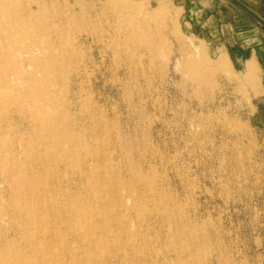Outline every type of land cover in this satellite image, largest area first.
<instances>
[{
    "label": "rangeland",
    "instance_id": "1",
    "mask_svg": "<svg viewBox=\"0 0 264 264\" xmlns=\"http://www.w3.org/2000/svg\"><path fill=\"white\" fill-rule=\"evenodd\" d=\"M195 43L170 0H0V264H264L262 80Z\"/></svg>",
    "mask_w": 264,
    "mask_h": 264
},
{
    "label": "crops",
    "instance_id": "2",
    "mask_svg": "<svg viewBox=\"0 0 264 264\" xmlns=\"http://www.w3.org/2000/svg\"><path fill=\"white\" fill-rule=\"evenodd\" d=\"M170 1L196 46L242 74L255 68L264 95V0Z\"/></svg>",
    "mask_w": 264,
    "mask_h": 264
},
{
    "label": "bare ground",
    "instance_id": "3",
    "mask_svg": "<svg viewBox=\"0 0 264 264\" xmlns=\"http://www.w3.org/2000/svg\"><path fill=\"white\" fill-rule=\"evenodd\" d=\"M1 181V180H0ZM5 186V185H4ZM2 242V241H1Z\"/></svg>",
    "mask_w": 264,
    "mask_h": 264
}]
</instances>
